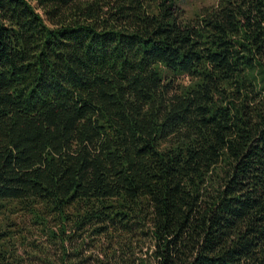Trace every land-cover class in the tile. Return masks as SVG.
Instances as JSON below:
<instances>
[{
    "label": "trees",
    "instance_id": "obj_1",
    "mask_svg": "<svg viewBox=\"0 0 264 264\" xmlns=\"http://www.w3.org/2000/svg\"><path fill=\"white\" fill-rule=\"evenodd\" d=\"M21 214L41 264H264V0H0V264Z\"/></svg>",
    "mask_w": 264,
    "mask_h": 264
},
{
    "label": "rangeland",
    "instance_id": "obj_2",
    "mask_svg": "<svg viewBox=\"0 0 264 264\" xmlns=\"http://www.w3.org/2000/svg\"><path fill=\"white\" fill-rule=\"evenodd\" d=\"M178 1L181 9L186 13V18H194L204 8L215 6L219 0ZM15 219L21 232L20 235L22 236L18 237L17 250L24 260V264H41L45 259H58L60 257L63 252L60 241L50 240V237H47L42 231H39V228L32 221L31 216L21 214ZM50 228L58 235L60 234L58 228L53 224L50 225ZM20 235L18 234V236ZM92 238L86 235H74L71 240L65 243V248L71 254L78 250L85 257L92 256L94 259L98 257L103 259L104 251L109 245L108 241L103 238L94 237V240ZM111 248L113 252H118V256H123L121 253L125 252V254L130 255L132 258H142V260L150 259L155 250L151 239L141 235L138 237L134 236L132 240L120 237Z\"/></svg>",
    "mask_w": 264,
    "mask_h": 264
}]
</instances>
